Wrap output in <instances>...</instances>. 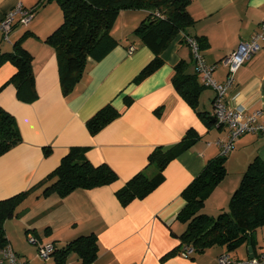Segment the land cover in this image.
<instances>
[{"label":"crops","instance_id":"1","mask_svg":"<svg viewBox=\"0 0 264 264\" xmlns=\"http://www.w3.org/2000/svg\"><path fill=\"white\" fill-rule=\"evenodd\" d=\"M40 1L0 0V20L18 4L34 11L28 26H14L10 43L0 42V53L11 52L25 32L33 35L25 38L22 46L33 58L38 96L30 105L17 101L14 87L6 84L14 68L9 64L0 67V107L14 117L22 139L0 157V201L37 186L74 147L86 149L91 165H107L117 181L93 190H75L64 198L55 194L43 197V187L38 185L4 222L8 248L20 257L22 250H30L25 242L30 237L38 244L60 249L79 236L94 234L99 251L91 264H217L221 255L248 259L247 244L233 252L212 247L187 258L171 253L185 230L177 220L185 206L181 193L208 161L220 156L216 142L228 137L224 128H206L177 94L171 78L179 63L185 64L187 74H196L191 50L182 38L203 37L208 46L199 54L206 64L215 65L213 78L222 83L226 69L221 62L258 30L264 20V0H190L187 12L194 24L172 39L160 55L162 66L140 83L135 79L154 56L133 31L147 12L122 11L110 31L118 46L99 63L89 60L68 96L60 89L55 53L44 43L61 25V11L54 2L39 5ZM196 78L202 86L198 75ZM213 97L214 92L203 87L197 110L212 116ZM226 98L246 114L260 112L259 121H264V43L238 70ZM107 104L120 116L90 135L85 123ZM189 130L198 135V141L167 165L162 183L144 199L122 207L115 192L140 172L153 176L156 171L147 168L149 154L156 148L176 145ZM47 149L51 153L45 157ZM256 157L264 163V134H247L235 140L233 150L226 155L227 174L206 200L205 215L215 217L227 210L243 173ZM252 239L256 257L264 252V226ZM1 259L0 252V264ZM78 263L76 255L68 256L67 264Z\"/></svg>","mask_w":264,"mask_h":264},{"label":"trees","instance_id":"2","mask_svg":"<svg viewBox=\"0 0 264 264\" xmlns=\"http://www.w3.org/2000/svg\"><path fill=\"white\" fill-rule=\"evenodd\" d=\"M47 2H54L62 15L61 25L44 43L55 53L59 85L64 96H68L83 77L89 60L99 63L118 46L110 31L120 12H147L133 35L153 53L154 58L140 72L135 83L144 81L157 71L163 64L160 58L162 51L177 34L184 33L194 24L187 12L190 0H41L39 5ZM29 36L33 35L25 32L12 45L11 52L0 53V67L9 64L14 68L6 84L14 87L17 101L27 105L35 103L38 98L32 70L33 58L22 46V41ZM194 39L199 51L207 48L205 38ZM196 75L187 74L185 64L179 63L173 69L171 83L182 100L210 129L215 126L213 118L197 110L203 87L198 84ZM119 116L120 113L107 104L87 120L85 127L94 136ZM198 139V135L189 130L176 145L167 149L159 147L151 152L147 168H153L155 174L150 177L140 172L127 181L115 192L119 204L126 207L152 193L162 183V172L167 165L189 150ZM21 141L16 120L0 107V157ZM50 153L47 149L44 156L48 157ZM85 154V148H71L59 165L38 184L43 187L41 195L55 194L64 198L75 190H93L117 181L116 174L107 165L93 166ZM225 162L226 156L208 161L182 191L185 206L177 215V220L185 225V230L179 236L180 244L171 253L179 254L188 248L192 253L201 254L212 247H223L227 252H233L248 242L251 246L254 244L253 233L264 226V163L258 157L248 164L229 199L227 210L215 217L202 212L205 201L227 174ZM37 186L0 201V251L8 247L4 222L15 215L17 207ZM98 251L97 237L89 234L69 241L60 249L54 247L50 258L53 264H67L68 256L74 254L78 264H91Z\"/></svg>","mask_w":264,"mask_h":264},{"label":"built area","instance_id":"3","mask_svg":"<svg viewBox=\"0 0 264 264\" xmlns=\"http://www.w3.org/2000/svg\"><path fill=\"white\" fill-rule=\"evenodd\" d=\"M34 11L24 9L18 4L7 12L0 20V42L10 43L9 37L14 26L26 27L33 18ZM184 42L190 48L195 72L200 78L203 87L214 92L212 100V117L216 127L224 128L228 132L226 141H218L216 145L220 148V156H226L233 150L235 140L247 134H264V121H259L260 112L246 114L241 107H232L227 101V93L235 83V75L238 70L258 53L264 43V20L259 24L258 30L248 40L241 42L235 51L228 55L221 63L226 69V77L222 83H217L213 78L215 65H208L199 54L198 44L194 38L183 36ZM28 243L37 246V255L42 261L50 258L54 251L52 244H38L33 237L28 238ZM1 252L2 264H27L19 261L17 255L8 247ZM192 250L184 248L179 255L187 258ZM217 264H264V252L260 255L246 260H234L228 255H221L216 260Z\"/></svg>","mask_w":264,"mask_h":264},{"label":"rangeland","instance_id":"4","mask_svg":"<svg viewBox=\"0 0 264 264\" xmlns=\"http://www.w3.org/2000/svg\"><path fill=\"white\" fill-rule=\"evenodd\" d=\"M25 242L29 246L30 250H22L24 251L23 254L18 257L21 262L26 263L25 261H28L29 264H53L51 259L42 261L37 255L36 247L28 243V240Z\"/></svg>","mask_w":264,"mask_h":264},{"label":"water","instance_id":"5","mask_svg":"<svg viewBox=\"0 0 264 264\" xmlns=\"http://www.w3.org/2000/svg\"><path fill=\"white\" fill-rule=\"evenodd\" d=\"M247 252L249 253L248 259H252L254 257V255L252 253L251 243L250 242L247 243Z\"/></svg>","mask_w":264,"mask_h":264}]
</instances>
